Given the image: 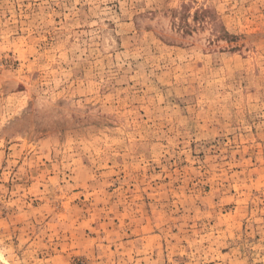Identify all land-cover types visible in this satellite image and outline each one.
<instances>
[{"label":"rangeland","instance_id":"obj_1","mask_svg":"<svg viewBox=\"0 0 264 264\" xmlns=\"http://www.w3.org/2000/svg\"><path fill=\"white\" fill-rule=\"evenodd\" d=\"M0 264H264V0H0Z\"/></svg>","mask_w":264,"mask_h":264}]
</instances>
